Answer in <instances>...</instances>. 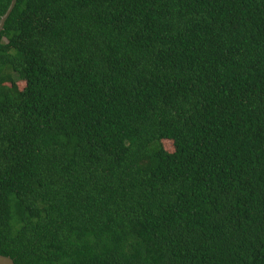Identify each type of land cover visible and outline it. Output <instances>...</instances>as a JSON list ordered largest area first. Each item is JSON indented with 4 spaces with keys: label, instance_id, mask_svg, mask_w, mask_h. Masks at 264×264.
I'll use <instances>...</instances> for the list:
<instances>
[{
    "label": "trees",
    "instance_id": "1",
    "mask_svg": "<svg viewBox=\"0 0 264 264\" xmlns=\"http://www.w3.org/2000/svg\"><path fill=\"white\" fill-rule=\"evenodd\" d=\"M0 254L264 264V0H15Z\"/></svg>",
    "mask_w": 264,
    "mask_h": 264
},
{
    "label": "water",
    "instance_id": "2",
    "mask_svg": "<svg viewBox=\"0 0 264 264\" xmlns=\"http://www.w3.org/2000/svg\"><path fill=\"white\" fill-rule=\"evenodd\" d=\"M15 0H10L5 11L3 12V14L0 16V29L2 27L3 21L5 20V18L7 17L8 13L10 12L11 8L14 5ZM0 264H14L12 259L4 256L2 254H0Z\"/></svg>",
    "mask_w": 264,
    "mask_h": 264
},
{
    "label": "rangeland",
    "instance_id": "3",
    "mask_svg": "<svg viewBox=\"0 0 264 264\" xmlns=\"http://www.w3.org/2000/svg\"><path fill=\"white\" fill-rule=\"evenodd\" d=\"M19 86H22V82H18ZM162 145L169 151L171 146L168 141H162Z\"/></svg>",
    "mask_w": 264,
    "mask_h": 264
}]
</instances>
